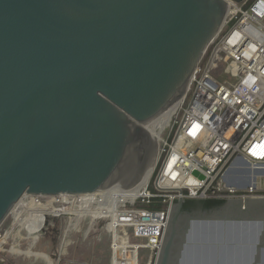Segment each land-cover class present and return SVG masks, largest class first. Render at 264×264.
Wrapping results in <instances>:
<instances>
[{"label": "water", "instance_id": "water-1", "mask_svg": "<svg viewBox=\"0 0 264 264\" xmlns=\"http://www.w3.org/2000/svg\"><path fill=\"white\" fill-rule=\"evenodd\" d=\"M243 1L0 0V228L28 195L142 183L159 152L147 125L183 100ZM239 162L227 185L256 188L264 169ZM186 200L156 264H264V196L200 211Z\"/></svg>", "mask_w": 264, "mask_h": 264}, {"label": "built area", "instance_id": "built-area-1", "mask_svg": "<svg viewBox=\"0 0 264 264\" xmlns=\"http://www.w3.org/2000/svg\"><path fill=\"white\" fill-rule=\"evenodd\" d=\"M225 62L235 83L213 75ZM147 128L157 137L159 152L142 183L92 194L38 196L50 208L72 206L82 212L78 219L65 211L52 213L47 227L54 217L72 216L75 225L90 220L91 228L104 225L111 233V264H142L143 249L149 250L144 264H156L176 199L264 196V175L256 188L245 190L225 180L240 160L264 169V0L231 5L186 96ZM189 178L194 183L188 184Z\"/></svg>", "mask_w": 264, "mask_h": 264}, {"label": "rangeland", "instance_id": "rangeland-1", "mask_svg": "<svg viewBox=\"0 0 264 264\" xmlns=\"http://www.w3.org/2000/svg\"><path fill=\"white\" fill-rule=\"evenodd\" d=\"M213 75L233 83L237 81L227 62L213 70ZM26 202L32 210L24 212L15 208L0 228V264H111L112 238L104 225L91 228L90 220L75 225L74 220L81 213L74 220L72 216L54 217L47 227L52 213L70 214L72 206L50 208L44 205L45 200L40 204L39 198L36 202ZM91 214L94 219L95 211ZM148 257V249L140 251L142 264Z\"/></svg>", "mask_w": 264, "mask_h": 264}, {"label": "bare ground", "instance_id": "bare-ground-1", "mask_svg": "<svg viewBox=\"0 0 264 264\" xmlns=\"http://www.w3.org/2000/svg\"><path fill=\"white\" fill-rule=\"evenodd\" d=\"M244 168H245V165L243 164V163H240V162H236L235 164H234V166H233V169H232V171L231 172H229V175H230V177L231 176H233V175H236V176H239L241 173H242V171L244 170ZM227 182V181H226ZM232 188H235V189H239L240 190V188H238V187H232ZM95 193V192H94ZM90 194H92V193H90ZM27 198H28V200H27ZM29 198H30V200L31 201H33V202H36L37 200H38V196H36V195H28V196H25L15 207H14V209H13V211H15V208L16 209H19V210H22V211H24V212H29L30 210H32V206L30 205V204H28L29 202H26V200L27 201H30L29 200ZM13 211H12V213H13ZM11 213V214H12ZM82 212H80V211H78V210H76L74 207H72L71 208V215H73V216H78L79 214H81Z\"/></svg>", "mask_w": 264, "mask_h": 264}, {"label": "trees", "instance_id": "trees-1", "mask_svg": "<svg viewBox=\"0 0 264 264\" xmlns=\"http://www.w3.org/2000/svg\"><path fill=\"white\" fill-rule=\"evenodd\" d=\"M203 204L204 210H211L215 208H219L226 203V200L221 199H212V200H201ZM198 203V199H187L184 204L185 211H192V207L194 204Z\"/></svg>", "mask_w": 264, "mask_h": 264}, {"label": "flooded vegetation", "instance_id": "flooded-vegetation-1", "mask_svg": "<svg viewBox=\"0 0 264 264\" xmlns=\"http://www.w3.org/2000/svg\"><path fill=\"white\" fill-rule=\"evenodd\" d=\"M200 201H201V199H198V203L191 206L192 211H200L201 209L203 210V204ZM216 209H218V208L211 209V210H216Z\"/></svg>", "mask_w": 264, "mask_h": 264}]
</instances>
